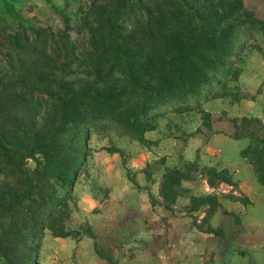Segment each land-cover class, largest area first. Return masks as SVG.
Returning <instances> with one entry per match:
<instances>
[{
	"label": "trees",
	"instance_id": "trees-1",
	"mask_svg": "<svg viewBox=\"0 0 264 264\" xmlns=\"http://www.w3.org/2000/svg\"><path fill=\"white\" fill-rule=\"evenodd\" d=\"M82 1L75 24L63 11L56 25L0 19V264H38L46 230L72 235L69 199L92 131L145 144L152 115L198 109L201 92L207 99L237 81L248 42L264 47V17L247 0ZM200 113L201 130L221 133ZM230 123L228 139L248 140L239 155L264 190V123L250 116ZM205 171L211 187L232 183L226 168ZM189 177L177 169L161 177L166 205ZM217 198H193L190 210L208 205V220Z\"/></svg>",
	"mask_w": 264,
	"mask_h": 264
},
{
	"label": "rangeland",
	"instance_id": "rangeland-1",
	"mask_svg": "<svg viewBox=\"0 0 264 264\" xmlns=\"http://www.w3.org/2000/svg\"><path fill=\"white\" fill-rule=\"evenodd\" d=\"M82 3V0H0V19L12 17L29 23L47 20L56 25L57 12L63 11L75 24L80 18ZM247 3L264 17V0H247ZM237 68L236 82L227 81L225 89L214 88L207 99H204L205 92L199 94L198 109L182 111L171 106L152 115L144 133L145 144L118 131H92L85 162L69 199L71 217L65 224L72 235L58 238L46 230L41 239L38 264H173L179 248L168 251L167 246L164 249L166 235L162 227H153L152 213L163 216L166 212L178 217L183 208H188L192 223L197 225L195 212H204L208 205L191 211L193 198L216 194L219 190L216 210L221 199L227 198L222 192L226 186L233 190L229 194L233 202L229 208L233 211L224 218L229 230H215H219L234 254L244 257L243 264H264V240L247 247L242 232L244 215L245 220L253 221L258 217L257 204L263 200L264 190L257 186L253 168L246 161L238 157L227 159L220 151L208 149L214 135L228 140L226 134L233 132L230 123L233 118L250 116L264 123V47L258 39L246 44ZM237 92L240 99L234 100ZM200 110L210 113L213 129L221 133L209 137L207 127L201 130L203 114ZM205 140L208 141L204 143ZM33 167L34 163L29 161L28 168ZM207 167L226 168L232 183L222 181L209 186ZM172 169L189 172L190 177L182 183L176 201L166 205L159 194L160 183L161 177ZM141 197L151 205V212L144 205V210L139 208V203L143 202ZM210 219H203L197 226L200 231L210 232ZM244 233H250L253 242L258 241L264 237V226L247 228ZM206 256L209 259L193 263L226 264L222 259L215 261L212 253L206 252Z\"/></svg>",
	"mask_w": 264,
	"mask_h": 264
},
{
	"label": "crops",
	"instance_id": "crops-1",
	"mask_svg": "<svg viewBox=\"0 0 264 264\" xmlns=\"http://www.w3.org/2000/svg\"><path fill=\"white\" fill-rule=\"evenodd\" d=\"M219 140H216V139ZM246 142L244 141H238V142H233L231 140H227V138H224V136H218L214 135L211 137V140L208 145L209 150H218L220 153H222V157L229 158V157H238L239 160H243L239 153L240 151L246 147ZM245 163V162H244ZM226 167V166H225ZM258 187H260L257 184ZM219 192V191H218ZM216 192V194H219ZM230 191H223V195L227 198L221 199L219 206L217 209L214 211L211 219L209 220V224L211 227L210 232H203L200 231L197 226H200L201 222L203 221L205 217V212L206 209L204 208V212H195V216H197V220H194L197 225L192 223L191 218L188 215V208H183L182 211L179 213L178 217L171 216L165 212L163 216H159L156 214H153L154 220L152 221L153 227L156 228V226H159L160 228H163V231L165 232L166 235V245L164 247L167 248L168 246V251L170 249H173L175 247H178V250L180 253H175L176 259L173 258V264H194L193 262H199L201 260H206L209 259L207 256L205 258V253H212L213 258L215 261L222 259L225 261L226 264H243L244 262V257L234 254L235 251L232 248L228 247V244H226L225 241L222 240L221 234L218 232L219 230L223 229V232L229 230V226L225 224V219H227L226 215L229 212H232V208H229L233 202H231L228 198ZM235 193V192H233ZM141 201L139 203V208L140 209H145L143 205L147 208H149V211L151 212V205L148 203V201L144 200L142 197L140 198ZM259 206L260 213L257 215L258 217H255L253 221L250 220H245L246 217H242V225H243V237L244 240L247 242L248 245L254 244H261L264 240L263 238H259L258 241L253 242L251 240V234L244 233L246 229L248 228H253L256 225L262 224L264 226V197L263 200L259 201ZM141 206V207H140ZM143 210H140L141 212ZM203 211V210H202ZM144 212V211H143ZM142 212V213H143ZM243 212V211H242ZM244 214V212H243ZM162 217V218H161ZM225 218V219H224ZM220 220V221H219ZM259 222H256V221ZM247 221V222H246ZM154 222H161L159 225H156ZM255 225V226H254ZM219 229V230H215ZM217 231L216 234L214 232ZM215 245V246H214ZM211 251V252H210ZM214 251V252H213ZM215 253V254H213ZM178 255V256H177ZM197 256V257H196ZM174 257V255H173ZM177 257H179L177 259ZM195 260V261H194ZM179 261V262H177Z\"/></svg>",
	"mask_w": 264,
	"mask_h": 264
},
{
	"label": "built area",
	"instance_id": "built-area-1",
	"mask_svg": "<svg viewBox=\"0 0 264 264\" xmlns=\"http://www.w3.org/2000/svg\"><path fill=\"white\" fill-rule=\"evenodd\" d=\"M219 191V190H218ZM225 191H233L231 186H226V188L222 189V192Z\"/></svg>",
	"mask_w": 264,
	"mask_h": 264
}]
</instances>
